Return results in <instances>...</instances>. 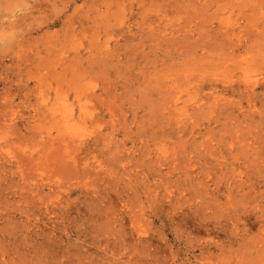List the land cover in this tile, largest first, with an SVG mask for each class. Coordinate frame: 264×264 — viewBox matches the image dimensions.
<instances>
[{"label":"rangeland","instance_id":"1","mask_svg":"<svg viewBox=\"0 0 264 264\" xmlns=\"http://www.w3.org/2000/svg\"><path fill=\"white\" fill-rule=\"evenodd\" d=\"M27 3L0 264H264V0Z\"/></svg>","mask_w":264,"mask_h":264},{"label":"clouds","instance_id":"2","mask_svg":"<svg viewBox=\"0 0 264 264\" xmlns=\"http://www.w3.org/2000/svg\"><path fill=\"white\" fill-rule=\"evenodd\" d=\"M30 7L27 0H11L8 7H0V24L17 25L18 18L27 15ZM29 27L26 23L8 31H0V50L7 48L9 43L14 42L17 36L22 35Z\"/></svg>","mask_w":264,"mask_h":264},{"label":"bare ground","instance_id":"3","mask_svg":"<svg viewBox=\"0 0 264 264\" xmlns=\"http://www.w3.org/2000/svg\"><path fill=\"white\" fill-rule=\"evenodd\" d=\"M45 22V21H44ZM142 85V84H141ZM233 91V90H232ZM207 112V111H206Z\"/></svg>","mask_w":264,"mask_h":264}]
</instances>
